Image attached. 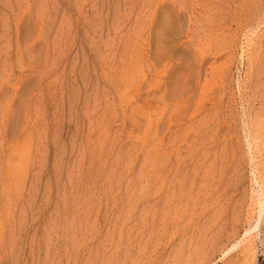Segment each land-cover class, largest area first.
<instances>
[{
    "label": "rangeland",
    "instance_id": "1",
    "mask_svg": "<svg viewBox=\"0 0 264 264\" xmlns=\"http://www.w3.org/2000/svg\"><path fill=\"white\" fill-rule=\"evenodd\" d=\"M262 193L264 0H0V264H264Z\"/></svg>",
    "mask_w": 264,
    "mask_h": 264
},
{
    "label": "bare ground",
    "instance_id": "2",
    "mask_svg": "<svg viewBox=\"0 0 264 264\" xmlns=\"http://www.w3.org/2000/svg\"><path fill=\"white\" fill-rule=\"evenodd\" d=\"M234 7H235V6H234ZM233 62H234V61H233ZM229 73H230V72H229ZM246 113H247V112H246ZM239 116H240V115H239ZM207 126H208V125H207ZM250 147H251V146H250ZM168 153H169V152H168ZM168 155H169V154H168ZM168 155H167V156H168ZM255 184H256V183H255ZM258 186H259V185H258ZM262 186H263V185H262ZM262 186H261V187H262ZM260 190H261V189H260ZM261 192H262V190H261ZM261 192H260V193H261ZM257 193H258V191H257ZM260 193H258V194H260ZM262 194H263V196H264V193H262ZM262 194H261V195H262ZM258 197H259V195H258ZM260 197H261V196H260ZM262 199H263V198H262ZM263 203H264V201H263ZM260 205H261V204H260ZM235 208H236V207H235ZM260 210H261V209H260ZM260 213H261V215H260L261 218H260V219H263V220H264V207H263L262 211H260ZM260 213H259V214H260ZM235 214H236V213H235ZM257 220H259V219H257ZM263 220H262V221H263ZM257 223H258V222H257ZM262 223H263V222H262ZM258 224H259V223H258ZM261 226H262V224H261ZM256 228H258V226H256ZM248 232H249V231H248ZM255 232H256V234H257L258 231L255 230ZM250 233H251V232H250ZM259 233H260V232H259ZM251 244H252V243H251Z\"/></svg>",
    "mask_w": 264,
    "mask_h": 264
}]
</instances>
